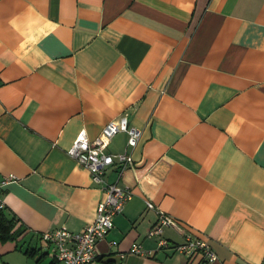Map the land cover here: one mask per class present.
<instances>
[{
    "label": "crops",
    "instance_id": "crops-1",
    "mask_svg": "<svg viewBox=\"0 0 264 264\" xmlns=\"http://www.w3.org/2000/svg\"><path fill=\"white\" fill-rule=\"evenodd\" d=\"M122 113L141 132L119 180L132 196L89 264H201L174 249L183 231L214 250L206 264L261 262L264 0H0V178L16 177L0 264H55L41 232L94 219L105 191L67 149ZM147 199L183 226L165 246Z\"/></svg>",
    "mask_w": 264,
    "mask_h": 264
},
{
    "label": "built area",
    "instance_id": "built-area-1",
    "mask_svg": "<svg viewBox=\"0 0 264 264\" xmlns=\"http://www.w3.org/2000/svg\"><path fill=\"white\" fill-rule=\"evenodd\" d=\"M118 133L126 134L124 150L120 152L107 151L111 139ZM140 136V130L129 123L127 113L109 119L102 126L98 136L92 140L87 137L84 128L77 132L67 149V154L88 170L91 180L105 191V198L96 205L94 219L81 230L75 232L64 228H55L41 232V241L52 245V255L57 264H89L95 260L97 242L113 228V216L121 212L124 203L132 196L130 187L119 184V180L124 170L133 165L132 152L137 146ZM112 167L116 168V179L108 182L105 179V173ZM15 178L12 173L0 178V209L5 207L2 197L3 187ZM145 205L146 208L154 210L157 216L153 226L148 229L149 237H160L165 228H173L178 232L183 231L179 220L159 209L152 201L145 200ZM182 236L183 240L174 243L173 247L182 252L188 261L197 259L201 264H206L217 259L216 253L207 240L184 234V231ZM167 244L168 241L162 237L159 238V246ZM128 252L145 256L151 254V251L143 249L140 244H132ZM120 256L122 257L123 254ZM257 264H264V257Z\"/></svg>",
    "mask_w": 264,
    "mask_h": 264
},
{
    "label": "trees",
    "instance_id": "trees-1",
    "mask_svg": "<svg viewBox=\"0 0 264 264\" xmlns=\"http://www.w3.org/2000/svg\"><path fill=\"white\" fill-rule=\"evenodd\" d=\"M4 208H2V209H0V212L3 210ZM3 215L0 213V229H5V226H4V224H3ZM9 225L8 226H11V223L9 222L8 223ZM95 259H97V256H96V258ZM55 264H57V262H55Z\"/></svg>",
    "mask_w": 264,
    "mask_h": 264
}]
</instances>
